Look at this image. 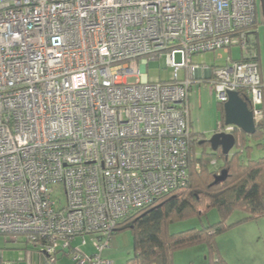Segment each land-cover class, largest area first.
Masks as SVG:
<instances>
[{
  "label": "built area",
  "instance_id": "obj_1",
  "mask_svg": "<svg viewBox=\"0 0 264 264\" xmlns=\"http://www.w3.org/2000/svg\"><path fill=\"white\" fill-rule=\"evenodd\" d=\"M257 7L0 0V233L25 236L49 263L63 252L75 264H113L103 253L118 222L186 183L193 83L209 84L222 104L242 91L262 119ZM232 47L240 56L223 65L192 62ZM162 54L172 79L148 81L139 62ZM235 129L219 121L216 132ZM88 234L92 253L72 247Z\"/></svg>",
  "mask_w": 264,
  "mask_h": 264
},
{
  "label": "trees",
  "instance_id": "obj_2",
  "mask_svg": "<svg viewBox=\"0 0 264 264\" xmlns=\"http://www.w3.org/2000/svg\"><path fill=\"white\" fill-rule=\"evenodd\" d=\"M258 24L259 21L256 19L253 29H257ZM254 34L253 47L264 82L256 31ZM239 95L249 104L242 91H239ZM218 104L220 122L224 123L223 104L219 102ZM262 109L263 116L256 124L254 134L248 135L239 129L233 131L235 139L239 142V149L231 156L222 154L220 149L211 153L206 152L203 146L209 145L208 141L202 135L191 133V148L194 149L197 145L203 148L198 156L192 154L189 158L186 183L118 222L113 235L125 229L130 230L132 235V253L125 264H173L172 253L176 249L205 242L212 250L215 236L230 227L226 224V219L234 211H245L247 213L245 219L264 215V156L256 160L249 159L246 163L240 159L247 139L260 140L259 145L264 149V102ZM218 157L222 161L221 165L217 163L213 165L211 161L217 162ZM223 169L227 171L226 178L214 184L216 174ZM211 207L218 210L221 217L219 222L201 229L191 228L178 233L168 231V223L172 220L201 215ZM30 244L35 246L33 243ZM214 264L227 263L218 258Z\"/></svg>",
  "mask_w": 264,
  "mask_h": 264
},
{
  "label": "rangeland",
  "instance_id": "obj_3",
  "mask_svg": "<svg viewBox=\"0 0 264 264\" xmlns=\"http://www.w3.org/2000/svg\"><path fill=\"white\" fill-rule=\"evenodd\" d=\"M259 16L261 17L260 5H258ZM262 19V17H261ZM260 51L264 69V26L260 30ZM231 55L234 58L240 56L239 48L232 47ZM228 56L223 50L207 51L192 56V62L206 64L209 66H220L225 63ZM179 57L177 56V60ZM141 71L147 76L148 81H168L172 79V69L166 65L165 55L162 54L157 60H150L147 65L139 62ZM184 71H179V78H183ZM190 117L192 121L193 134H199L208 140L216 131L220 121L219 104L216 95L212 93L211 86L206 83H193L189 95ZM260 140L247 139L244 146V153L241 154V161L246 163L249 159L256 160L264 156V149L259 144ZM249 147L247 150L246 147ZM205 147L206 152L211 153L209 145ZM202 146L197 145L193 149V156H198ZM233 147L227 156L236 152ZM222 161L218 157L217 164ZM196 165V169H198ZM247 213L243 210L234 211L226 219L230 227L215 236V243L212 248L205 242L192 244L173 251V264H214L221 258L227 264H264V215L256 218L245 219ZM221 220L220 214L215 207L207 209L201 215H194L180 220H172L168 223L170 233H178L191 228L201 229L208 225L215 224ZM116 239L111 241V247L128 249L132 245L130 230L125 229L117 233ZM10 237H13L9 235ZM93 235H86V245L83 249L91 251Z\"/></svg>",
  "mask_w": 264,
  "mask_h": 264
},
{
  "label": "crops",
  "instance_id": "obj_4",
  "mask_svg": "<svg viewBox=\"0 0 264 264\" xmlns=\"http://www.w3.org/2000/svg\"><path fill=\"white\" fill-rule=\"evenodd\" d=\"M257 5H259V0H257ZM257 20L259 24L257 26V39L259 44V57H261L260 51V30L263 26L262 19L259 16V11L257 7ZM232 48L230 52H225L228 55H231ZM227 58V57H226ZM225 58V62H226ZM231 58L232 57L231 55ZM264 70V69H263ZM192 88V86H191ZM191 90V89H190ZM190 95V92H189ZM192 128V121H191ZM117 234L113 235L111 241L116 239ZM86 241V240H85ZM111 241L109 248L104 251V256L110 259L113 264H125L126 260L131 256L132 248L121 249L111 247ZM86 245L81 244V239L76 238L72 242V247H78L81 251L90 254L93 252V246L90 243L91 251L87 252L83 249ZM0 264H75V262L63 252L57 253L55 260L52 263H49L47 255L39 250V248L30 244L27 238L23 235L10 237L7 234L0 233Z\"/></svg>",
  "mask_w": 264,
  "mask_h": 264
},
{
  "label": "water",
  "instance_id": "obj_5",
  "mask_svg": "<svg viewBox=\"0 0 264 264\" xmlns=\"http://www.w3.org/2000/svg\"><path fill=\"white\" fill-rule=\"evenodd\" d=\"M262 23L264 26V0H259ZM224 124L234 125L239 130L248 135H252L256 131V124L254 122L252 111L249 108L248 102L241 98L238 92H228V99L223 103ZM235 136L233 133L214 132L208 139V143L212 151L218 149L222 154L228 155L230 150L235 145ZM227 171L223 169L216 174L213 183L220 182L226 178Z\"/></svg>",
  "mask_w": 264,
  "mask_h": 264
},
{
  "label": "flooded vegetation",
  "instance_id": "obj_6",
  "mask_svg": "<svg viewBox=\"0 0 264 264\" xmlns=\"http://www.w3.org/2000/svg\"><path fill=\"white\" fill-rule=\"evenodd\" d=\"M207 141H208V140H207ZM207 141H206V142H207ZM207 143H208V142H207Z\"/></svg>",
  "mask_w": 264,
  "mask_h": 264
}]
</instances>
